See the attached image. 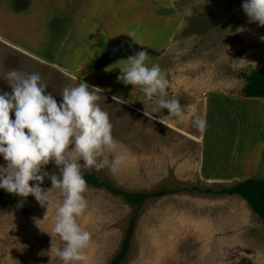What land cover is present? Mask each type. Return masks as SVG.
I'll return each instance as SVG.
<instances>
[{
	"label": "rangeland",
	"instance_id": "374dc122",
	"mask_svg": "<svg viewBox=\"0 0 264 264\" xmlns=\"http://www.w3.org/2000/svg\"><path fill=\"white\" fill-rule=\"evenodd\" d=\"M243 2L0 0V92H11L2 78L13 69L39 73L58 104L63 88L87 82L127 161L115 174L83 175L150 195L138 210L107 188L87 187L77 222L91 240L81 264H112L127 237L121 264H264L263 222L221 193L264 179V99L244 92L247 76L264 66V27L249 22ZM132 32L139 44L128 49ZM144 49L146 65H159L169 81L166 98L180 101L182 121L153 111L141 86L117 80L128 57ZM196 115L206 120L203 132L192 125ZM0 166L7 167L2 156ZM43 170L59 173L51 162ZM54 216L32 195L0 207V264H61L47 254L63 243Z\"/></svg>",
	"mask_w": 264,
	"mask_h": 264
},
{
	"label": "clouds",
	"instance_id": "9594fccd",
	"mask_svg": "<svg viewBox=\"0 0 264 264\" xmlns=\"http://www.w3.org/2000/svg\"><path fill=\"white\" fill-rule=\"evenodd\" d=\"M242 9L249 22L264 27V0H244ZM135 35L129 34L128 49L139 44ZM260 39L264 41V36ZM147 58L146 49L134 52L120 68L117 80L125 86H141L145 99L156 105L153 111L167 110L169 116L182 121L185 113L180 101L166 98L168 79L159 65L148 67ZM2 79L11 92H0V156L7 162V167L0 166V189L21 197L32 195L47 211L54 207L52 231L63 243L61 247L52 243L47 254L61 264H81L87 260L84 250L91 240V233L77 222L88 208L82 170L107 168L115 174L127 156L112 135L109 114L98 103L100 96L87 82L63 88L58 104L39 73L13 69ZM192 125L203 132L206 120L196 115ZM50 162L59 169L58 174L43 170ZM45 178L52 185L47 190L41 187ZM30 181L35 183L30 185ZM53 190L62 198L59 206Z\"/></svg>",
	"mask_w": 264,
	"mask_h": 264
},
{
	"label": "trees",
	"instance_id": "16d2710c",
	"mask_svg": "<svg viewBox=\"0 0 264 264\" xmlns=\"http://www.w3.org/2000/svg\"><path fill=\"white\" fill-rule=\"evenodd\" d=\"M247 80L249 83L244 90L246 97L251 99H264V66L248 75ZM83 176L87 181L88 187L107 188L113 194L120 195L130 204L137 206L138 210L142 208L144 203L150 197V195L148 194H129L109 187L105 183L100 181L96 174L93 172L85 174ZM49 186H51V182L49 179L45 178L44 182L41 184V187L48 188ZM221 193L228 196H238L245 200L251 210L259 216L264 225V179H247L239 184H236L232 188L223 190ZM167 194L168 192L165 190L159 192L158 194H156V196L163 197ZM28 197H21L8 192L5 194H1L0 207L16 205L20 201ZM133 223H135V220L133 221ZM129 248L130 238L127 237L122 245V251L115 257L112 264H121L127 252L129 251Z\"/></svg>",
	"mask_w": 264,
	"mask_h": 264
},
{
	"label": "crops",
	"instance_id": "0c3cea01",
	"mask_svg": "<svg viewBox=\"0 0 264 264\" xmlns=\"http://www.w3.org/2000/svg\"><path fill=\"white\" fill-rule=\"evenodd\" d=\"M244 181V180H243ZM241 183V182H240ZM239 184V183H238ZM236 184H234V185H232V187H234ZM224 197H229V198H231V199H233V201H235L236 203H238V205H239V208H240V210L242 211V214H244V212H245V210H244V208H241L242 207V203L244 204V205H246V201L245 200H243L242 198H239L238 196H228V195H225ZM240 201H242V202H240ZM248 204V203H247ZM246 213V212H245ZM247 215V214H246ZM241 224V225H240ZM239 225L241 226V227H243V223H239ZM245 227H247V226H245Z\"/></svg>",
	"mask_w": 264,
	"mask_h": 264
}]
</instances>
